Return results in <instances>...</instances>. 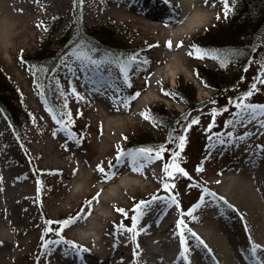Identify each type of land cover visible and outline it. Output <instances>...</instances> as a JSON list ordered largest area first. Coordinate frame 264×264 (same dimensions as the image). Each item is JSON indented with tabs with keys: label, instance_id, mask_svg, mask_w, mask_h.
<instances>
[{
	"label": "rangeland",
	"instance_id": "1",
	"mask_svg": "<svg viewBox=\"0 0 264 264\" xmlns=\"http://www.w3.org/2000/svg\"><path fill=\"white\" fill-rule=\"evenodd\" d=\"M201 1L210 21L186 36L191 55L167 81L163 95L135 107L137 97L149 91L145 86L138 90L134 83L138 72L147 66L158 70L157 63L147 62L150 56L170 57L172 53L157 48L158 34L140 24L137 8L130 15H110L98 12L110 8L107 1L81 0L82 28H107L123 51L110 61L73 47L56 63L48 83L59 120L47 106L41 90L45 70L34 57L59 50L56 43L62 33L68 31L65 40L75 31L72 0H42L41 4H62L55 11L48 10L35 29L25 30L23 19L15 20L13 13L12 33H23L0 41V90L7 91L0 96L11 101L16 114L23 115L18 136L10 130L17 155L12 166L23 170L19 183L25 182L29 190L34 219L31 223L26 217L0 215L5 227L0 231L9 235L0 249L6 253L18 246L15 251L22 254L4 257L2 264H51V252L63 261H85L89 250L84 246H123L127 256L149 244L161 251L163 238L175 251L174 259L185 258L195 248L201 253L204 246L205 240L196 237L194 230L207 222L224 230V221L215 216L220 211L239 227L233 239L249 246L252 237L243 232L242 216L218 196L223 193L244 204L239 192L221 181L226 177L228 182L242 166L254 167L259 161L252 155L239 158L244 146L264 156V29L253 33L242 27L232 41L223 39L244 50L242 58L225 64V56L211 42L229 31L233 4ZM158 8L169 17L173 12L167 4ZM204 76L220 77L227 83L220 82L217 91ZM188 96L198 103L209 99L210 104L184 122L181 116L190 106ZM111 120L124 123L116 142L108 144L104 139L111 135ZM103 143L108 145L105 151ZM60 168H66V174ZM197 181L204 186H197ZM253 192L247 190L249 196ZM210 201L219 208L212 210L214 215L210 210L206 213ZM168 219L169 227L159 229ZM153 225L159 231L147 238ZM161 256H165L162 251L158 257L148 254L145 259L161 262Z\"/></svg>",
	"mask_w": 264,
	"mask_h": 264
},
{
	"label": "bare ground",
	"instance_id": "2",
	"mask_svg": "<svg viewBox=\"0 0 264 264\" xmlns=\"http://www.w3.org/2000/svg\"><path fill=\"white\" fill-rule=\"evenodd\" d=\"M42 0H0V41L6 42V37L11 36L19 37L23 31L18 33H12L14 24L12 15L15 13V20L24 23L26 29H35L40 25V20L44 17L45 13L57 10L61 4L48 3L41 4ZM110 4V8L101 9L98 12L117 15L125 14L130 15L138 7L141 1L145 0H105ZM152 1L153 6L161 3H166L167 7L172 8V13L166 16V12L161 8H154L151 4L142 6L138 9L140 15L139 22L147 30H152L158 34L157 43L158 46L165 47L170 50V57H162L163 55L150 56L147 62H155L159 65L158 70L147 66L137 74L138 81L134 80L138 90L146 88L149 90L144 95L137 97L134 106L144 107L152 100H155L165 92L162 90L169 81L170 77L175 75L180 65L186 62L191 55V51L186 43V36L191 32L199 29L201 26H205L210 21L208 10L201 0H147ZM28 10V14L24 11ZM97 12V11H96ZM137 21V20H136ZM138 22V21H137ZM20 25L19 23H17ZM24 30V31H25ZM34 34V33H33ZM96 115L101 118L100 114ZM123 121L111 120L108 122V127L111 130V135L105 137V141L109 143H115L116 137L119 135ZM0 215L6 214L11 219L26 217L31 221L34 219L31 206L28 203L29 190L24 186L25 182L19 183L23 178V170L18 167H13L12 164L17 158V155L12 150L10 131L5 124L4 118L0 114ZM107 143H103L102 150H107ZM247 147V148H246ZM36 148V147H35ZM44 150V148H43ZM50 148L47 147L46 153L50 152ZM239 158L245 155L255 156L259 161L250 167L249 165L242 166L241 170L226 182V177L223 178L226 186L236 189V192L242 196L244 204L237 201L236 198L230 199L226 194L220 193L218 198L222 199L226 204L230 205V208L242 216L243 219V232L251 238L249 246L241 245V242H236L235 237L238 226L230 221L227 217V213L217 212L215 216L223 222L224 230L221 226H215L211 222H207L203 228L194 230V235L204 241V246H201V253L197 248L190 251L191 254L178 261H173V251L171 246H168L167 239L163 238L164 249L161 250L165 253L164 260L161 262H155L146 260V255L157 256L161 253L157 246L152 244L146 245L144 248L139 247L136 251L130 255H126L124 250H121L123 246H84L86 250L87 259L85 261L76 260L63 261L60 256L49 253L52 255L51 264H264V156L258 154L256 150L251 146H244L240 149ZM59 168V167H58ZM58 168H53L58 172ZM53 170L52 168H50ZM65 173L66 168H60ZM66 174V173H65ZM69 177V176H66ZM83 181V178H79ZM80 182V183H81ZM198 182V181H197ZM221 182H219L221 184ZM68 183V181L66 182ZM197 186L203 187L201 183H197ZM216 190V188L214 187ZM254 191L249 196L247 190ZM238 190V191H237ZM244 191L245 194H244ZM213 197H216V195ZM212 197V198H213ZM211 197H207L206 200H213ZM38 201V200H37ZM260 207V211L259 210ZM263 207V208H262ZM42 217V207L39 206ZM215 209L219 211L217 206H213L212 201L207 205L206 213ZM214 213V212H213ZM208 217V216H206ZM205 217V218H206ZM210 219V217H208ZM255 225V226H254ZM169 227V219L160 225L159 229H165ZM3 224L0 222V230H4ZM155 225L151 230L146 232V237H153L159 229L155 230ZM0 231V246L4 245L8 241V236L2 234ZM226 231L227 234H226ZM6 232V231H5ZM232 232V234H229ZM8 234V233H7ZM169 235V234H168ZM167 235V236H168ZM206 242V243H205ZM27 240L23 242L26 244ZM18 246H11L6 253L0 249V264L4 257L15 258L22 254L16 252ZM84 249V250H85ZM14 250V252H13ZM85 250V251H86ZM101 250L104 253L99 252ZM100 255L98 258L97 256ZM169 259H168V257ZM186 261V262H185Z\"/></svg>",
	"mask_w": 264,
	"mask_h": 264
},
{
	"label": "trees",
	"instance_id": "3",
	"mask_svg": "<svg viewBox=\"0 0 264 264\" xmlns=\"http://www.w3.org/2000/svg\"><path fill=\"white\" fill-rule=\"evenodd\" d=\"M81 0H72L73 4V11L75 13L74 15V21L76 24L75 31H71V36L68 39L64 38L67 36V32L65 31L62 33L61 40L57 41L56 45L59 46V50H55L53 52H43L40 55H36L34 57L37 62L42 61V70H45V75L42 78V84H41V90L44 94V97L46 99L47 106L52 110L54 113V116L57 120H59L57 112V105L54 98V93L50 91V83H48L49 75L61 57H63L66 52H69L71 48L77 47L85 54L94 56L96 58H102L106 57L110 61H114L112 58L115 57L117 52L120 51V53L123 51L119 50L116 42L112 40V35L109 33L107 28L100 27V28H92L90 29L82 28L81 21L79 18V6H80ZM232 2V19L231 22H229V31L226 35L221 36L219 38L214 37L211 44L213 45V48L215 47L216 50L222 55L225 56V64L228 61H232L233 59L238 60L244 56V50L240 48V50H237L235 46H231L228 42H222L223 39H227L228 41H232L235 39L234 37L238 35V31L240 29H243L242 27H248L252 30V32H259L261 29H264V0H229ZM58 27V26H57ZM59 28V27H58ZM56 28V29H58ZM247 29L244 28L243 31ZM225 43V44H224ZM229 46H224V45ZM218 46H223L224 48H218ZM212 47V46H210ZM212 48V49H213ZM221 49V50H218ZM216 51V52H217ZM249 53V51H247ZM37 66V65H34ZM39 67V65H38ZM207 81L211 83V87L215 90L219 91V84L220 82H225L226 80H220V77H208L204 76ZM219 80V81H217ZM6 90H0V93H6ZM186 93V91H185ZM187 95V94H185ZM190 99L189 96L188 98ZM192 97L190 99V106L188 107L187 112L183 113L181 116L182 121H186L187 117L191 115L192 112L195 110L201 111V108L204 106L207 107L208 104H210L209 99L203 100L202 102H196L193 100ZM189 101V100H188ZM194 105V106H191ZM11 101H7L4 97L0 96V110L6 119L9 127L11 128L12 132L15 136H18L17 126L19 123V119L23 116L22 114H16V111H13L11 109ZM58 113V112H57ZM169 122L170 120H167ZM183 123V122H182ZM181 123V124H182ZM157 145V144H156ZM151 146V144H150ZM132 146L130 145L129 148ZM146 149V148H145Z\"/></svg>",
	"mask_w": 264,
	"mask_h": 264
}]
</instances>
